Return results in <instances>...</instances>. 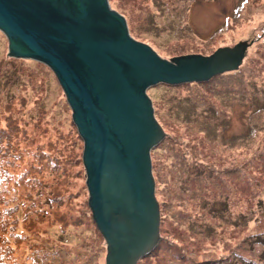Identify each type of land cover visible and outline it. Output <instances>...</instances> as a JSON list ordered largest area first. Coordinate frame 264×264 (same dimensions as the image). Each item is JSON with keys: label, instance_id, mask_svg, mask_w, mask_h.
Here are the masks:
<instances>
[{"label": "rangeland", "instance_id": "rangeland-1", "mask_svg": "<svg viewBox=\"0 0 264 264\" xmlns=\"http://www.w3.org/2000/svg\"><path fill=\"white\" fill-rule=\"evenodd\" d=\"M109 1L160 58L249 43L235 69L146 89L164 133L149 151L163 240L137 264H264V0ZM8 51L0 29V264H105L62 85Z\"/></svg>", "mask_w": 264, "mask_h": 264}, {"label": "water", "instance_id": "water-1", "mask_svg": "<svg viewBox=\"0 0 264 264\" xmlns=\"http://www.w3.org/2000/svg\"><path fill=\"white\" fill-rule=\"evenodd\" d=\"M0 29L8 53L47 63L67 96L105 264H136L159 238L149 151L164 133L146 89L235 69L249 43L160 58L129 35L109 0H0Z\"/></svg>", "mask_w": 264, "mask_h": 264}, {"label": "trees", "instance_id": "trees-1", "mask_svg": "<svg viewBox=\"0 0 264 264\" xmlns=\"http://www.w3.org/2000/svg\"><path fill=\"white\" fill-rule=\"evenodd\" d=\"M199 82H204V80H202V81H199ZM182 83H185V82H182ZM176 84H179V83H176ZM8 123H9V121H8ZM10 125H12L11 123H9ZM1 164V163H0ZM2 166V165H1ZM5 171V170H4ZM91 211V210H90ZM160 224V223H159ZM257 241L256 242H259V243H262L263 244V246H264V231L262 232V234L261 233H259V234H257ZM163 240V237H162V235H160L159 236V238H158V240H157V242H156V244L154 245V247L150 250V252L149 253H147L146 255H144L143 257H147V256H149L151 253H154V252H156L157 250H158V245H159V242L160 241H162ZM165 241V240H164ZM163 241V243L164 244H167L169 247H171L170 246V244L167 242H164ZM175 249V248H174ZM173 249V251H174V255H177L178 256V254L177 253H175L176 251ZM263 250H264V248H263ZM262 253H264V252H262ZM233 256H235V259H232V257H227L226 255H224V256H217V258L216 259H211L210 261H209V264H218V262H221V264H251V262H249L248 260H246L245 258H243L241 255H239V254H237V253H235V254H233ZM142 257V258H143ZM263 257H264V254H263ZM227 258H229V259H227ZM141 259V258H140ZM237 260V261H236ZM139 261V259L137 260V262ZM234 261H236V262H234ZM137 262H136V264H137ZM4 263H6V261H4ZM2 264H3V262H2Z\"/></svg>", "mask_w": 264, "mask_h": 264}]
</instances>
